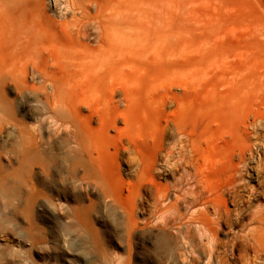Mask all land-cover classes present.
Listing matches in <instances>:
<instances>
[{
	"label": "rangeland",
	"instance_id": "1",
	"mask_svg": "<svg viewBox=\"0 0 264 264\" xmlns=\"http://www.w3.org/2000/svg\"><path fill=\"white\" fill-rule=\"evenodd\" d=\"M46 78L92 131L102 184L67 159L68 128L51 129ZM254 124L264 125V0H0V264H214L206 239L193 251L163 231L183 174L164 155L207 176L232 134L256 161Z\"/></svg>",
	"mask_w": 264,
	"mask_h": 264
},
{
	"label": "bare ground",
	"instance_id": "2",
	"mask_svg": "<svg viewBox=\"0 0 264 264\" xmlns=\"http://www.w3.org/2000/svg\"><path fill=\"white\" fill-rule=\"evenodd\" d=\"M43 87L45 96L43 107L51 129L62 131L63 127L68 128L67 137L64 139V145L68 148L67 159L72 161L73 167L82 166L87 162L88 166L97 172L99 176L97 182L100 183L104 178L105 167L100 162L98 155L93 156V153L95 151L99 153V150L91 140L92 131L83 127V122L76 116L72 106L65 100L54 97L55 86L50 80L44 79ZM88 107L90 106L88 105ZM93 117L92 112L89 120H92ZM174 122L177 123L176 120ZM77 124L80 127L78 129L75 128ZM251 127L257 131L262 130L264 125L254 124ZM230 135L231 141L226 143L225 149L221 150L222 155L216 165L208 171L207 176L201 172L198 176V171L188 175L186 172L192 162L186 163L184 155L183 158L169 164L170 166L168 163L171 152L164 155V165L168 166V173L174 174L183 170V174L176 178L173 185L174 200L170 203L173 216L169 221L162 218L163 231L167 233L170 228H175L174 236L170 237L173 240L175 238L187 239L193 251L197 249L201 240L206 239L203 247L207 250L209 258L218 253L214 256V264H264V203L260 202V200H264V135H262L263 140L260 145L261 154H258L256 161L252 160V157L246 156L247 146L244 145L243 139ZM184 137L186 138L188 135L184 134ZM127 144L125 150L132 151L137 156L133 149V143L127 140ZM46 146H48L47 151L51 153V140L47 141ZM129 159L134 161L135 156H130ZM208 176H210L209 180ZM250 181H255V183L250 185ZM167 198V190H157L156 200L158 203H162ZM182 205H185V208H192L191 216L186 226L184 225V229L181 224L173 225L183 217ZM229 205L234 208H229ZM209 208H212V215ZM222 224L229 227L227 234H230L224 240L217 237V232ZM190 225L193 229L190 228ZM233 227L237 228L233 230ZM219 246L222 248L221 251H219ZM236 250L237 253H235ZM117 264H120V260Z\"/></svg>",
	"mask_w": 264,
	"mask_h": 264
}]
</instances>
